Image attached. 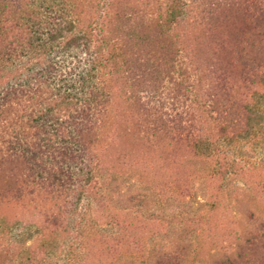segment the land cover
Segmentation results:
<instances>
[{"label":"trees","instance_id":"1","mask_svg":"<svg viewBox=\"0 0 264 264\" xmlns=\"http://www.w3.org/2000/svg\"><path fill=\"white\" fill-rule=\"evenodd\" d=\"M239 19L244 28L254 24V33L232 54L250 68L241 73L243 86L262 91L264 0H156L153 8L119 0H0V171L25 166L34 192L57 207L52 220L60 229L73 215L80 233L97 216L118 237L130 218L169 219L123 264H264V202L242 199L226 184L236 171L225 164L220 175L210 173L203 166L210 156L195 150L200 141L237 136L251 122V108L224 78L212 77L201 95L195 78L201 37L194 29L216 27L222 35L223 24ZM158 79L169 82L162 91ZM104 151L118 168L107 165ZM194 158L200 179L224 183L215 193L206 187L196 209L181 202L166 212L154 190L152 202L130 192L135 166L147 171L154 163L160 171ZM123 166L128 176L119 173ZM15 198L23 199L20 191ZM95 247L83 249L79 264H90Z\"/></svg>","mask_w":264,"mask_h":264},{"label":"rangeland","instance_id":"2","mask_svg":"<svg viewBox=\"0 0 264 264\" xmlns=\"http://www.w3.org/2000/svg\"><path fill=\"white\" fill-rule=\"evenodd\" d=\"M123 1L137 8H141V4L145 3H148L149 8L156 7V0H119V2ZM240 15L242 16L238 13L237 16L241 18ZM253 25L244 28L240 19L229 26L223 24L219 31L222 35H218L216 27L214 30L205 26L194 29L195 35L201 37L196 46L200 65L198 64L199 72L195 76L199 79L200 95L213 87L212 77H222L226 85L231 87L235 99L239 102L245 101L252 112L251 122L247 126L248 130L224 142L222 140L200 141L195 144V150L199 156H210L207 164L203 165L207 166L210 173L215 172L220 175L222 170L219 166L223 167L225 164L228 171H236V174L230 178L225 174L222 175L227 177L226 184H231L230 189L234 188L238 191L242 199H255L258 203H263L264 89L261 91L256 86L246 88V83L243 86L241 73L247 75L250 68L244 66L242 68L232 54V49L238 42L243 44L247 42L250 34L252 36L254 30L250 31V27L252 28ZM242 31L245 35L240 34ZM259 49L264 52V46ZM162 76L164 77V74ZM221 79L215 83L221 85ZM166 80L165 84H162L160 80L155 82L156 85L161 86L160 91L168 86L169 82ZM179 101L181 102V99ZM163 103L166 102L163 101ZM0 153L5 155L3 151ZM103 153L107 156V165L112 166L111 169L118 168L114 164L113 153L110 151ZM200 163L199 160L195 159L193 162L191 159V162L174 163L160 171L155 168L154 163H147V171L140 166H135L131 169L127 185L131 188L130 192L137 191L147 196L150 195V200L149 198L147 200L151 202L154 195L149 191L154 190L160 195L159 198L155 196L154 200L163 201L164 205L166 203V206L160 207L161 211L163 206L165 207L163 211L175 210L181 202L185 207L189 206L192 211L203 203L206 187L210 193H215L217 187L224 184L220 181L214 184L211 179L216 177L210 179V175H205L204 179H200V174L196 173L197 169L201 168ZM9 167V171H0V193L6 195L0 198V233L2 236L0 244L4 247V251H0V264H79L83 257V249L94 246V244L96 247L91 250L90 264H116L117 261L123 264L127 256L139 252V246L142 245L143 240L147 239L152 232L166 228V223L169 221L168 219L166 223L160 224L143 221L142 218L135 219L132 216L133 218L128 219L126 231L118 237H114L116 228L109 226L105 220L98 219L97 216L85 220L80 233L76 232L78 223H75L76 217L73 215L68 216L65 223L62 222L64 226H68L67 229L57 228L52 220L57 215L55 204L48 197L34 192V188L25 178V166L20 164L16 169L10 165ZM257 167H262L263 171L253 173L251 169ZM123 169L125 166L120 169V174H123ZM123 175L126 176L127 173ZM17 191L21 192L23 199L16 200ZM30 192L33 193L30 194ZM224 193L232 197L230 191H224ZM151 202L148 203L149 206ZM82 205L83 202L79 203V207ZM155 207L159 205L155 204ZM180 207L184 209V206ZM239 219V215L236 216V220ZM224 220L226 221L225 218ZM57 223L60 224L59 221ZM228 233H231L230 228ZM111 237H114V240H109ZM11 245L14 249L11 252L5 251Z\"/></svg>","mask_w":264,"mask_h":264}]
</instances>
